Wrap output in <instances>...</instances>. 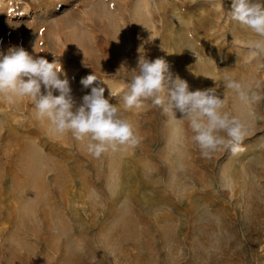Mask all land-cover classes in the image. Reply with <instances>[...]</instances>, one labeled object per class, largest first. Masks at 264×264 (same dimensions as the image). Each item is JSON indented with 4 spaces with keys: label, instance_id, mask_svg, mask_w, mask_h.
Here are the masks:
<instances>
[{
    "label": "rangeland",
    "instance_id": "374dc122",
    "mask_svg": "<svg viewBox=\"0 0 264 264\" xmlns=\"http://www.w3.org/2000/svg\"><path fill=\"white\" fill-rule=\"evenodd\" d=\"M231 3L0 0V52L60 64L77 106L91 91L80 80L97 75L142 137L95 158L30 98L0 97V264H264V57L250 59L256 37L230 20ZM140 58H163L191 91L223 93L246 123L243 151L204 158L187 120L150 101L124 111ZM225 75L262 99L240 102Z\"/></svg>",
    "mask_w": 264,
    "mask_h": 264
},
{
    "label": "clouds",
    "instance_id": "9594fccd",
    "mask_svg": "<svg viewBox=\"0 0 264 264\" xmlns=\"http://www.w3.org/2000/svg\"><path fill=\"white\" fill-rule=\"evenodd\" d=\"M227 15L256 37L247 41L250 59L264 57V0H232ZM97 79V75L90 74L80 80L83 88L90 87L91 91L77 106L60 64L34 58L23 47L0 52V97L9 104L30 98L37 118L46 119L50 130L56 134L70 132L78 142H87L90 155L100 158L108 152L136 147L142 137L123 112L110 103L111 89L109 98H105V88L93 86ZM223 86L244 104L262 99L250 86L230 75H225ZM122 101L124 111L141 109L150 101L170 118L187 120L193 133L191 139L204 158H211L220 149L233 155L243 151L246 123L224 110V94L215 88L191 91L188 82L174 75L163 58L138 60Z\"/></svg>",
    "mask_w": 264,
    "mask_h": 264
},
{
    "label": "bare ground",
    "instance_id": "6f19581e",
    "mask_svg": "<svg viewBox=\"0 0 264 264\" xmlns=\"http://www.w3.org/2000/svg\"><path fill=\"white\" fill-rule=\"evenodd\" d=\"M43 91V90H42Z\"/></svg>",
    "mask_w": 264,
    "mask_h": 264
}]
</instances>
